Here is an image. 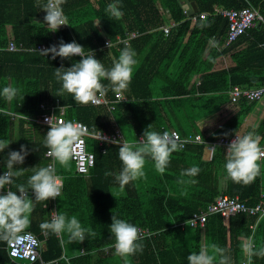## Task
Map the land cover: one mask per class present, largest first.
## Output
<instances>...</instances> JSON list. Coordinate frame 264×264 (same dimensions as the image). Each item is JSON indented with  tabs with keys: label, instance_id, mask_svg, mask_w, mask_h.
Wrapping results in <instances>:
<instances>
[{
	"label": "trees",
	"instance_id": "obj_1",
	"mask_svg": "<svg viewBox=\"0 0 264 264\" xmlns=\"http://www.w3.org/2000/svg\"><path fill=\"white\" fill-rule=\"evenodd\" d=\"M181 1L120 0L123 16L117 20L106 12L113 0H66L63 10L69 24L50 31L37 21H43L45 15L38 0H0V88L11 85L19 90L10 101L0 97V140L9 142L0 152V173L5 171L8 151L18 150L21 144L30 149L24 163L17 166L23 167L24 173L13 177L6 188L16 191L19 184L28 187V177L34 168L49 165L43 142L49 126L39 120L44 113H58L61 106L65 121L87 125V149L95 156L88 174L76 173L72 159L65 165L54 163L56 174L63 181L61 195L55 198L56 215L76 216L94 235L86 234L82 242H69L67 232L55 234L42 229L41 224L51 220L53 203L50 199L33 201L30 224L24 231H31L40 241V258L32 263L10 258L8 241L0 239V264H188L189 253L198 252L201 247L210 254L216 247L223 248L232 264L242 263L245 256L241 244L250 237L249 226L256 216L214 214L202 228L191 227L186 221L206 209L220 194L237 196L248 205L264 201L263 159L259 161L260 173L252 183H237L226 175L223 146L215 145L208 158L204 157L207 143H186L171 153L163 174L155 170L153 160L146 156L145 176L121 189L115 180L122 168L118 154L121 145L100 144L93 136L98 130L110 133L121 130L125 139L132 141L130 136L126 137L131 126L137 136H143L145 130L161 133L176 128L186 137L198 132L199 119L229 101L233 85L264 84V34L260 26L249 28L235 42L225 45L228 19L219 13L221 7L252 6L264 17V0H188L198 7L191 31L192 16L185 13ZM165 11L169 13V21L164 17ZM201 13H205L203 18L199 17ZM165 23L172 24L167 34L162 29ZM131 31L138 32L129 40L137 62L128 87L119 90L126 100L116 101L118 90H112L107 79L101 81L108 89L104 95L112 108L91 101L83 104L71 93L60 91L56 67L63 65L62 70H66L81 59L79 55L50 60L39 52L4 49L10 40L27 48L39 42L51 46L61 39L75 40L85 51H94L96 58L110 68L125 44L113 43L108 47L104 45L105 37L115 41ZM211 38L216 43L208 47ZM240 41L248 43L233 52L234 65L214 70L216 58ZM175 58L173 68L168 71ZM259 101L240 99L238 112L207 139L202 135L203 140L236 133L244 115L257 107L260 118L254 135L259 134L264 141V103ZM193 165L200 168L199 173L195 177L185 175L184 170ZM29 195L34 194L29 191ZM113 215L154 232L153 236L139 240L142 251L126 258L115 253V236L110 229ZM252 239L257 248L264 247V217L258 221ZM216 259L218 262L219 253ZM251 264H264V257L254 256Z\"/></svg>",
	"mask_w": 264,
	"mask_h": 264
},
{
	"label": "clouds",
	"instance_id": "obj_2",
	"mask_svg": "<svg viewBox=\"0 0 264 264\" xmlns=\"http://www.w3.org/2000/svg\"><path fill=\"white\" fill-rule=\"evenodd\" d=\"M66 0H38L39 9L45 10L43 21L37 20L41 25L46 26L50 31H57L61 25L69 24L65 15L63 5ZM120 0H113L106 8L110 17L120 19L123 11L119 7ZM108 42V47H111ZM43 54H52L61 59L72 58L79 55L81 59L72 63L66 70L61 65L56 67L55 78L61 82V92L71 93L73 98L83 104L96 102L97 93L103 95L108 89L102 84V79L111 82L112 90L126 89L131 82L133 66L136 64L135 49L125 43L120 50L117 60L112 67L106 68L100 59H97L93 51H85V47L75 40L59 44H53L42 50ZM19 93L18 88L5 85L0 88V97L5 100H12ZM44 137V144L48 153L55 161L65 165L72 158L76 142L83 134V129L77 123L65 121L51 123ZM144 139L119 143V158L122 168L115 180L121 189L130 181H136L145 176V157L150 156L154 162L157 172L163 174L170 162L171 153L179 150L182 145L172 139L168 133L145 130ZM260 137L249 132L245 135H235L230 141L226 150V161L224 168L226 175L232 181L243 184L252 183L260 173V163L264 157V148L259 144ZM9 142L0 140V152H3ZM30 149L24 144L18 150L8 151L5 171L0 173V239L11 241L19 240V234L30 224L29 214L33 209V201H48L49 198H56L61 195L62 181L56 174V169L49 165L34 168L33 174L28 177L26 187L23 184L17 185V190L4 191L6 185L13 182V177H19L24 173L22 165ZM200 171L198 166H191L184 170V174L195 177ZM106 175H112L106 172ZM29 191L33 196L29 195ZM41 228L55 234L67 232L69 242H82L87 235H94L91 229L82 226L76 216L68 217L65 213L55 215L50 221H44ZM111 232L115 236V253L121 257H127L137 251H142L139 243L140 234L136 225L121 219L116 215L112 216L110 224ZM242 252L248 264L254 256L264 257V247L257 248L252 238L244 240L241 244ZM219 253L217 262L216 254ZM188 264H232L231 257L226 254L223 248L216 247L212 254L207 248L201 247L198 252L189 253Z\"/></svg>",
	"mask_w": 264,
	"mask_h": 264
},
{
	"label": "built area",
	"instance_id": "obj_3",
	"mask_svg": "<svg viewBox=\"0 0 264 264\" xmlns=\"http://www.w3.org/2000/svg\"><path fill=\"white\" fill-rule=\"evenodd\" d=\"M219 13L228 19V31L225 39V45H229L235 42L242 34H244L249 28L259 25L263 34H264V17L261 13L252 6H244L241 8H224L219 9ZM205 13L199 14L200 18H203ZM170 24L164 25L162 27L164 33H168L170 29ZM138 34L137 31H131L124 38L117 37L115 41H110L108 38H105L104 45H108L110 41L111 44L118 43H127L129 46L130 38L135 37ZM59 44V43H55ZM50 47L45 42H39L32 47H24L22 44H16L13 40H10L4 49L8 51H34L39 52L43 55L44 58L54 60L51 53L43 54L42 50ZM94 54V51H93ZM264 97V84L255 85V86H240L233 85L229 90V101L237 104L238 101L242 98L247 101L260 100ZM116 101H122L125 99L124 95L118 90L115 94ZM94 105L99 104H108V100L105 98V95L97 93L96 102H91ZM44 108L43 105H41ZM109 107L113 106L109 103ZM46 108V107H45ZM54 107H52L53 109ZM60 111L58 113L50 112L42 114L40 122L49 126V121L51 123H60L65 122L63 116L64 108L59 107ZM81 126L83 129V134L79 137L76 142L74 152L72 155V161L74 162V171L76 173L88 174L90 169L95 163L94 154L87 149L86 137L89 134L87 125L81 121H73ZM48 131V130H47ZM168 133L169 136L176 140L178 144H181L182 147H185L186 143L193 142H205L207 143L206 150L209 157H211L215 145H221L227 149L228 144L232 139L235 138V135H241L239 133H234L230 136L222 135L216 140H203L201 133L189 134L188 136H181L176 129H167L163 130L161 133ZM93 136L97 138L100 144L104 142H113L114 140H120L121 143L124 142V138L119 130L116 132H106L103 130L96 131ZM142 141L143 139L140 138ZM259 144L264 148V141L259 140ZM44 155L50 159L49 165L55 166V159L49 155L48 148L46 149ZM264 158V157H262ZM261 158V159H262ZM48 165V166H49ZM58 175V174H57ZM59 176V175H58ZM61 181L62 177L59 176ZM63 185V181H62ZM9 190L8 188L4 191ZM238 213H245L251 216H257V219L264 217V201L258 202L254 205H248L245 202L241 201L237 196H229L227 194H220L217 199L209 204L206 209L200 211L199 213L194 214L187 220V223L190 226H200L203 227L206 223L209 216L214 214H221L222 216L234 215ZM56 215V213H51V219ZM250 228L254 230L255 224H251ZM140 238L150 237L154 235V232H151L148 228L139 227ZM19 240H11L7 242V250L10 258L24 259L29 262H35L40 258V241L31 231H23L19 234ZM42 263V262H41Z\"/></svg>",
	"mask_w": 264,
	"mask_h": 264
},
{
	"label": "crops",
	"instance_id": "obj_4",
	"mask_svg": "<svg viewBox=\"0 0 264 264\" xmlns=\"http://www.w3.org/2000/svg\"><path fill=\"white\" fill-rule=\"evenodd\" d=\"M183 2H184V0L181 1V3H183ZM163 14H164V17L166 18V20L169 21V13L167 11H165V12H163ZM188 16H192V17H190L191 21H190V30H189V31H191L192 28L194 27V24H195V21H196V16L194 14L193 15H188ZM167 24H170V23H165L164 25H167ZM170 25H172V24H170ZM164 34H166V33H164ZM186 40H187V38L185 39L184 43L186 42ZM215 43H216V39L215 38H211L210 41H209V46L208 47L214 45ZM247 43H248L247 41H240V42H238V44H236L234 46V48L232 50H230L228 52H225V53L221 54L220 56H218L216 58V62H215V65H214L213 69L217 70V69L228 68V67L233 66L234 65V60L232 59L233 52L235 50H239V49L244 48L247 45ZM181 49H182V47H181ZM175 60H176V58L173 60V62L171 64V67L169 68L168 71H170L173 68ZM197 79H198L197 77H194L193 80L197 81ZM125 100H126V98H125ZM259 102H260L259 104H263L264 103V98H262L261 101H259ZM108 104H109V101H108ZM238 110H239V104H235V103H232L230 101H227L226 103H224L221 106V108L219 110L215 111L214 113H212V114H210L208 116H205V117L199 119L196 122V125H197V128H198V132L197 133H201L202 135H205V137L207 139L208 136H210L220 126H222L228 119H230L233 115H235L238 112ZM259 111H260V108L256 107L254 110L250 111L247 115H244V117H243V119L241 121L240 127H239V129L237 130L236 133H239L241 135H245V134H247L249 132L254 133L255 132L254 131L255 130V126L259 123V118H260L259 115H258ZM119 131L121 132V134H122V136L124 138V142L129 141V139H125V136H124L123 132L121 130H119ZM128 131H129V133L127 135L126 134L125 135H126V137L130 136L131 137L130 140L132 139V141H135L137 139L140 140V138L144 139L143 136H137L133 132L131 126L128 127ZM190 134H193V133H190ZM256 136L260 137L259 134L256 135ZM204 157H208L209 158L207 150H205V152H204ZM262 159H263L262 161H264V158H262ZM49 199H50V202L53 203V206L50 207V218H51V213H54V212L56 213V208H55L56 206H55V198H49ZM259 220L260 219H257V216H256V220L254 222L255 228H256V225H257ZM186 223H187V221H186ZM191 227L202 228L200 226H191ZM255 228H254V230H255ZM254 230H252L249 238H252ZM241 264H248V261H247L246 257L244 258V260L242 261Z\"/></svg>",
	"mask_w": 264,
	"mask_h": 264
},
{
	"label": "water",
	"instance_id": "obj_5",
	"mask_svg": "<svg viewBox=\"0 0 264 264\" xmlns=\"http://www.w3.org/2000/svg\"><path fill=\"white\" fill-rule=\"evenodd\" d=\"M182 8L187 15H193L198 12V7L193 1L184 0Z\"/></svg>",
	"mask_w": 264,
	"mask_h": 264
},
{
	"label": "rangeland",
	"instance_id": "obj_6",
	"mask_svg": "<svg viewBox=\"0 0 264 264\" xmlns=\"http://www.w3.org/2000/svg\"><path fill=\"white\" fill-rule=\"evenodd\" d=\"M139 227H140V226H139ZM139 227H138V228H139ZM142 228H147V227H142ZM151 232H152V231H151ZM145 238H147V237H145ZM140 239H144V238H140Z\"/></svg>",
	"mask_w": 264,
	"mask_h": 264
}]
</instances>
